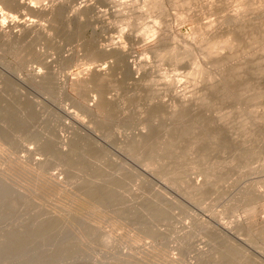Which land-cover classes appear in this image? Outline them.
<instances>
[{"label":"rangeland","instance_id":"374dc122","mask_svg":"<svg viewBox=\"0 0 264 264\" xmlns=\"http://www.w3.org/2000/svg\"><path fill=\"white\" fill-rule=\"evenodd\" d=\"M57 2L0 0V264H264V0Z\"/></svg>","mask_w":264,"mask_h":264},{"label":"bare ground","instance_id":"6f19581e","mask_svg":"<svg viewBox=\"0 0 264 264\" xmlns=\"http://www.w3.org/2000/svg\"><path fill=\"white\" fill-rule=\"evenodd\" d=\"M3 1H5L6 3H9L10 5H11L12 3H14L13 5H15L16 8H21L20 10H22V9H23V10H29V12H31L32 14L40 13V14H42V15H47V16H49V15H53V14L55 13V10L58 9V7L56 8V5H57V3H58L57 0H56V2H57L56 5H55V0H52V1H54V3H52L51 0H46V1H44V0H30V4H29V3H22V2L19 3V2H18L19 0H3ZM39 1H44L43 4H42V5L44 6V8L41 7V9H39V8L34 7V5H36V4L34 3V5H33V2H36V3L38 2L37 5L40 3V6H41V3H42V2H39ZM49 1H50V2H49ZM24 2H25V1H24ZM45 2L50 3L51 5L48 6V7H46L45 5H48V4L45 3ZM117 2H119V1H117ZM159 2H160V1H159ZM6 3H5V4H6ZM31 3H32V4H31ZM120 3H121V2H120ZM120 3H119V4H120ZM9 4H8V5H9ZM216 4H217V3H216ZM260 4H262V3H260ZM121 5H122V4H121ZM151 5H152V4H151ZM212 6H213V5H212ZM37 7H38V6H37ZM216 7H217V6H216ZM55 8H56V9H55ZM148 8H149V6H148ZM148 8H147V9H148ZM249 8H250V7H249ZM150 9H151V8H150ZM154 9H155V8L153 7L152 10H154ZM216 9H217V8H216ZM221 9H222V8H221ZM253 10H254V9H253ZM253 10H252V11H253ZM147 11H148V10H147ZM149 12H151V11H149ZM239 17H240V16H239ZM13 22H14V21H13ZM13 24H15V22H14ZM16 24H17V25H16L15 29L17 28V30H15V31L13 30L12 33L10 32V34H8V33L6 32L7 35H9L8 38H10L11 40H19V39L22 40V39H24V38L27 39L28 37L30 38L32 35H34V34L36 33L37 28H38L37 25H36L34 22H32V21H29V22L27 21L26 23H24V22L21 21V22H18V23L16 22ZM0 25H1V24H0ZM1 27H2V29H3V26L1 25V26H0V33L2 32V35H5L6 33H3V30L1 29ZM4 28H5V27H4ZM10 28H11V26H10ZM7 29H9V28L7 27ZM5 30H6V28L4 29V31H5ZM7 31H8V30H7ZM0 35H1V34H0ZM253 38H254V37H253ZM253 38H252V39H253ZM210 39H211V38H210ZM24 40H25V39H24ZM208 40H209V39H208ZM255 40H256V39H255ZM209 41H210V40H209ZM217 41H218V40L216 39V43H217ZM203 42H204V40H203ZM205 42H206V39H205ZM221 42H222V41H221ZM221 42L219 41V44L217 43V45L220 46V44H222ZM31 43H32V42H31ZM31 43H30V45H32ZM214 43H215V40H214V42L211 43V44L208 43V44H209V47H210V45H211V48H212V44H214ZM216 43H215V44H216ZM255 43H256V42H255ZM227 44H229V42H228ZM227 44L224 43V46H223V44H222L221 47H222V46L225 47V45H227ZM229 45H230V44H229ZM229 45H227V46H229ZM227 46H226V48H227ZM214 48H215V46H214ZM226 48H225V49H226ZM230 48H231V47H230ZM203 49H204V48H203ZM222 49H223V48H222ZM118 51H119V50H118ZM201 51H202V50H201ZM206 51H207V49H206ZM212 51H214V50H211V52H212ZM218 51L220 52V49H218ZM209 52H210V51H209ZM209 52L207 51V53H209ZM215 52H217L216 48H215ZM215 52H214V53H215ZM207 53H206V55H207ZM200 54H201V52H200ZM212 54H213V53H212ZM203 56H204V55H203ZM204 57H205V56H204ZM225 60H226V59H225ZM229 60H230V59H229ZM224 62H225V61H224ZM217 63H218V62H217ZM215 66H216V65H215ZM215 66H214V67H215ZM199 67H200V66H199ZM221 67H222V66H221ZM216 68H217V67H216ZM93 70H94V71H93ZM93 70H92L93 72L90 71L91 75H95V77H96V78H99L100 80H101V79H104V78H106V77L108 76L109 68H107V67H101V68H99V69L97 68V69H93ZM263 71H264V70H263ZM132 72H134V71H132ZM197 72H198V71H197ZM200 72H201V71L199 70V73H200ZM203 72L205 73L204 70H203ZM195 73H196V72H195ZM230 73H231V72H230ZM227 74H229V73H227ZM86 75H87V74H86ZM202 75H203V74H202ZM221 75L223 76V74H221ZM89 76H90V75H89ZM219 76H220V75H219ZM228 76H229V75H228ZM90 77H91V76H90ZM195 77H196V76H195ZM215 77H216V76H215ZM225 77H226V76H225ZM86 78H87V76H86ZM208 78H209V77H208ZM213 78H214V77H213ZM224 79H225V78H224ZM84 80H85V79H84ZM222 80H223V79H222ZM228 80H229V79H228ZM85 81H86V80H85ZM206 81H207V80H206ZM218 83H220V82H218ZM225 84H226V83H225ZM176 91H177V89H176ZM222 91H223V90H222ZM174 92H175V91H174ZM179 92H180V91H179ZM176 93H177V92H176ZM258 93H260V91H258ZM177 94H178V93H177ZM221 94H222V93H221ZM181 95H182V93H181ZM177 96H178V95H177ZM260 96H263V95H260ZM178 98H179V97H178ZM181 98H183V97H181ZM198 99H199V98H198ZM248 99H249V98H248ZM205 100H206V99H205ZM205 100H202V99H201V101H205ZM182 101H183V100H182ZM99 103H100V102H99ZM101 104H102V103H101ZM183 104H184V103H183ZM199 104H200V103H199ZM94 105H96V104H94ZM97 105H98V104H97ZM102 105H103V104H102ZM199 106H200V105H198V107H199ZM201 106H202V105H201ZM101 107H102V106H101ZM204 107H205V105H204ZM202 108H203V107H202ZM179 115H181V114H179ZM182 117H183V116H182ZM176 118H177V117H176ZM74 122L77 123V121H75V120H74ZM174 134H175V133H174ZM172 135H173V134H172ZM170 136H171V135H170ZM173 136H174V135H173ZM197 136H198V135H197ZM197 136L194 135V138H196ZM168 137H169V136H168ZM168 137H167V138H168ZM171 137H172V136H171ZM165 138H166V137H165ZM140 139L142 140V137H141V138H138V140H137L138 143L136 142V145H135L136 147H137V146H140V144H142V141H139ZM169 139L172 140V138H170V137H169ZM192 139H193V138H192ZM166 140H167L168 143H166V144H163V143H162V144L164 145L165 148L162 149V147H161V149H162V150H165V152H166V150H168V149L166 148L165 145H168V144H169L168 139H166ZM194 140H195V139H194ZM198 140H199V139H198ZM172 141H174V143H175V140H172ZM140 142H141V143H140ZM194 142H195V141H194ZM144 143H145V142H144ZM144 143H143V144H144ZM174 143H173V144H174ZM175 144H176V143H175ZM194 144H195V143H194ZM170 145H171V144H170ZM190 145H191V144H190ZM155 146H156V145H155ZM157 146H158V145H157ZM168 146H169V145H168ZM168 146H167V147H168ZM192 146H193V145H192ZM172 147L174 148L175 145H173ZM152 148H153V147H152ZM158 148H159V147H158ZM168 148H169V147H168ZM153 150H155V152H156L158 149H155V147H154ZM159 151H160V149H159ZM159 151H158V152H159ZM169 151H171V150H169ZM149 152H150V151H149ZM151 152H153L152 149H151ZM167 153H170V152L167 151ZM152 154H153V153H152ZM154 154H155V153H154ZM201 159H202V157H201ZM199 160H200V159H199ZM150 165H151V164H150ZM190 169H192V168L190 167ZM210 170H211V169H210ZM208 171H209V170H208ZM208 173H209V172H208ZM208 173H207V174H208ZM147 174H148V173H147ZM207 174H206V176H207ZM211 174H212V173H211ZM209 175H210V174H209ZM209 175H208V176H209ZM208 176H207V177H208ZM54 177H55V176H54ZM209 177H210V176H209ZM210 178H211V177H210ZM207 179H209V178H207ZM52 181H53V180H52ZM191 181H192V180H191ZM54 183H56V182H54ZM193 183H194V182H193ZM57 184H58V182H57ZM195 185H196V188H197V189H196V188H195V189H196L197 191H202L201 183H199V184H195ZM195 185H194V186H195ZM202 185H203V184H202ZM193 188H194V187H193ZM195 189H194V190H195ZM199 189H200V190H199ZM12 235H13V234H12ZM12 235H10V236H12ZM4 236H6V235H4ZM13 236H14V235H13ZM13 236H12V237H13ZM14 237H15V236H14ZM14 237H13V239L16 238V237H15V238H14ZM3 238H5V237H3ZM6 238H7V236H6ZM8 239H9V238H8ZM10 239H11V238H10ZM10 239H9L8 242H10ZM17 239H18V238H17ZM1 240H2V239H0V243H1L0 245H2V242L4 241V240H2V242H1ZM5 240H6V239H5ZM15 240H16V239H15ZM13 241H14V240H13ZM17 241H18V240H17ZM5 242H7V241H5ZM5 242H3V243H5ZM11 242H12V239H11ZM14 242H15V241H14ZM21 242H22V241H21ZM7 244H8V243H7ZM8 245H9V244H8ZM16 245H17V243H16ZM21 245H22V244H21ZM21 245H20V246H21ZM13 246H14V245H13ZM3 247H4V246H3ZM10 247H12V245H11ZM15 247H16V246H15ZM15 247H14V248H15ZM0 248H1V247H0ZM7 248H8V247H7ZM7 248H6V250H12L11 248H10V249H7ZM12 248H13V247H12ZM14 248H13V250H15ZM18 249H19V248H17L15 251H17ZM1 251H2V250H1ZM4 251H5V250H4ZM5 252H7V251H5ZM12 252H13V251H11V253H12ZM0 253H1V252H0ZM3 254H5V253H3Z\"/></svg>","mask_w":264,"mask_h":264}]
</instances>
